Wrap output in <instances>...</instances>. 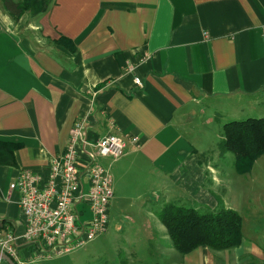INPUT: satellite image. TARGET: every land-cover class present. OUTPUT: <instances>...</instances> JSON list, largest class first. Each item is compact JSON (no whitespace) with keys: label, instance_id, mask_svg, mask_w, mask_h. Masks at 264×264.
Instances as JSON below:
<instances>
[{"label":"crops","instance_id":"crops-1","mask_svg":"<svg viewBox=\"0 0 264 264\" xmlns=\"http://www.w3.org/2000/svg\"><path fill=\"white\" fill-rule=\"evenodd\" d=\"M49 3L14 19L0 0V142L17 146L12 163H0V236L24 229L9 183L23 169L45 179L80 121L90 141L138 137L121 157L95 159L110 173L117 216L123 213L114 233L145 249L167 243L164 261L146 264H264V219L244 233L238 202L247 192L233 194L242 174L225 172L216 149L225 120L264 111V0ZM168 203L235 210L241 242L179 253L158 217ZM35 249L18 242L19 260L75 261L35 258Z\"/></svg>","mask_w":264,"mask_h":264},{"label":"built area","instance_id":"built-area-1","mask_svg":"<svg viewBox=\"0 0 264 264\" xmlns=\"http://www.w3.org/2000/svg\"><path fill=\"white\" fill-rule=\"evenodd\" d=\"M261 34L264 41V28ZM134 81L139 84V78ZM68 134L64 150L49 160L45 179L23 169L9 183V191L19 194L24 229L20 233L8 229L0 236V251L16 264H26L17 255L18 242L34 244L35 258H54L81 248L107 230L112 177L95 158L117 159L127 143L138 146V137L107 133L90 141L80 121ZM88 144L93 150L86 149Z\"/></svg>","mask_w":264,"mask_h":264},{"label":"trees","instance_id":"trees-1","mask_svg":"<svg viewBox=\"0 0 264 264\" xmlns=\"http://www.w3.org/2000/svg\"><path fill=\"white\" fill-rule=\"evenodd\" d=\"M11 18L23 13L37 15L45 12L51 0H1ZM219 154L231 152L238 174L251 169L254 161L264 153V117L231 120L221 127ZM16 145L0 142V163H12ZM172 248L185 254L198 246L223 250L238 245L242 240L241 216L233 209L218 206L212 210L165 204L158 212Z\"/></svg>","mask_w":264,"mask_h":264},{"label":"rangeland","instance_id":"rangeland-1","mask_svg":"<svg viewBox=\"0 0 264 264\" xmlns=\"http://www.w3.org/2000/svg\"><path fill=\"white\" fill-rule=\"evenodd\" d=\"M259 117H264V111L247 112L244 114L242 113V115L235 119L243 120L247 118ZM225 121L228 122L229 120ZM221 127L222 126L218 128ZM218 141L219 140L217 139V142ZM216 149L218 150V148ZM224 154V164L226 167L225 172L235 173L233 167L234 155L231 154V152H226ZM251 166L252 167L248 172L242 174L243 187L242 183L240 182V184L237 185L238 188L233 190L234 196H236V194H241L240 192L242 190L240 188H243L244 192H247L242 197L241 201L238 202V206L241 207L239 213L240 215L242 214V219L244 221V233H247V231L249 232V230L254 227L253 225H256V221L258 219H264V153L259 156ZM114 199L115 198L111 200V206L108 210L109 223L107 230L100 236L96 237V239L87 242L81 248H78L67 254L65 253L61 258H65V261L75 259V261L69 262L70 264H146V260L147 262L164 261L165 254L163 252V247L167 245L166 242L162 243L161 245L152 244V248L145 249L148 244L141 242L129 244L124 242V235H121L122 233H114L115 229L117 228L114 229L112 227L114 223H117L119 217L123 214L119 213L117 216L118 206L115 204L116 202ZM261 225L264 226V223L259 222L258 226L261 227ZM117 230H121V227H119ZM112 234L117 235L119 242L110 238ZM120 236H122L123 239Z\"/></svg>","mask_w":264,"mask_h":264},{"label":"water","instance_id":"water-1","mask_svg":"<svg viewBox=\"0 0 264 264\" xmlns=\"http://www.w3.org/2000/svg\"><path fill=\"white\" fill-rule=\"evenodd\" d=\"M0 259L4 260L7 264H16L6 253L0 251Z\"/></svg>","mask_w":264,"mask_h":264}]
</instances>
